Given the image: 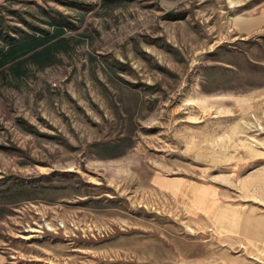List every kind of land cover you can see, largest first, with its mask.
Instances as JSON below:
<instances>
[{
  "label": "rangeland",
  "instance_id": "1",
  "mask_svg": "<svg viewBox=\"0 0 264 264\" xmlns=\"http://www.w3.org/2000/svg\"><path fill=\"white\" fill-rule=\"evenodd\" d=\"M57 29L0 69V264H264V0L0 2Z\"/></svg>",
  "mask_w": 264,
  "mask_h": 264
},
{
  "label": "trees",
  "instance_id": "2",
  "mask_svg": "<svg viewBox=\"0 0 264 264\" xmlns=\"http://www.w3.org/2000/svg\"><path fill=\"white\" fill-rule=\"evenodd\" d=\"M63 32V29H57L52 36H43V37H32L30 39H24L17 45H13L9 47V50L3 52L0 55V68L7 64V62L11 60H15L16 57L35 51L37 48L43 46V49L39 53H34V56H39L42 60H48L52 56V51L54 49L55 44L51 45L49 42L53 39V37L60 36ZM1 38V33H0ZM13 41L14 37H11ZM58 44V43H57ZM1 51V49H0Z\"/></svg>",
  "mask_w": 264,
  "mask_h": 264
},
{
  "label": "crops",
  "instance_id": "3",
  "mask_svg": "<svg viewBox=\"0 0 264 264\" xmlns=\"http://www.w3.org/2000/svg\"><path fill=\"white\" fill-rule=\"evenodd\" d=\"M1 1H3V0H0V2ZM43 37L44 35H33V36H31L30 38H32V37ZM30 38H17L16 39V41H15V43H13V44H11V45H3V47H1L0 49H1V51H0V55L1 54H3V52H5V51H7V50H9V47L10 46H13V45H17V44H19L20 42H22L24 39H30ZM49 44H51V41L49 42ZM52 45V44H51ZM42 49H43V46H41V47H39V48H37L35 51H33V52H29V53H26V54H23V55H20V56H18V57H16V59L15 60H11L10 59V61L9 62H7V64L8 63H13V62H16V61H18L19 59H21L22 60V58H24V57H26V56H28V57H31L32 59H34V60H36V61H39V62H46V61H48V63L47 64H50L51 63V60H52V58H53V51H54V49H53V51H52V56L50 57V59H48V60H42V59H40V57L39 56H34L35 54L34 53H39V52H41L42 51ZM19 63L20 62H23V61H18ZM18 63V64H19ZM7 64H5L4 66H6ZM4 66H2V67H4ZM1 67V68H2ZM0 68V69H1Z\"/></svg>",
  "mask_w": 264,
  "mask_h": 264
}]
</instances>
